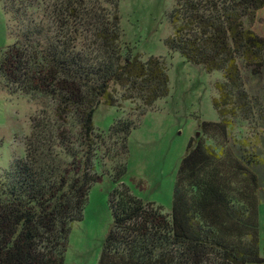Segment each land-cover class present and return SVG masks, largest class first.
<instances>
[{
  "label": "trees",
  "instance_id": "trees-1",
  "mask_svg": "<svg viewBox=\"0 0 264 264\" xmlns=\"http://www.w3.org/2000/svg\"><path fill=\"white\" fill-rule=\"evenodd\" d=\"M118 1L17 0L19 10L10 0L6 6L21 28L0 57V75L54 108L32 119L24 157L13 158L0 178V264H64L71 226L81 221L91 186L103 178L94 166L102 141L93 125L98 106L117 104L113 86L123 90L124 101L145 108L169 93L160 59L142 61L122 44ZM175 2L165 45L207 73H222L212 99L218 121H202V137L189 141L169 215L134 197L122 182L126 166L116 165L108 195L112 223L98 264H264L252 191L258 179L251 171L260 162L241 145L235 152L205 143L213 134L229 142L232 119L252 117L241 67L256 75L264 66V38L252 30L264 0ZM36 3L45 16L34 21L27 10ZM134 128L128 121L109 128L121 144L114 158L127 155ZM238 175L249 177L250 186L231 188Z\"/></svg>",
  "mask_w": 264,
  "mask_h": 264
},
{
  "label": "rangeland",
  "instance_id": "rangeland-1",
  "mask_svg": "<svg viewBox=\"0 0 264 264\" xmlns=\"http://www.w3.org/2000/svg\"><path fill=\"white\" fill-rule=\"evenodd\" d=\"M23 1L29 3L32 0ZM175 3V0L117 2L122 44L132 49V53L139 54L142 61L151 56L160 59L168 75L169 93L145 108L138 100L124 101L123 90L113 86L117 104L98 106L93 115V125L102 141H98L96 147L94 166L95 172L103 174V178L101 183L91 186L82 219L71 226L64 264H98L112 223L108 195L115 187L112 177L116 165L126 166L122 182L134 197L144 203H152L154 207L161 208L163 214L169 215L177 170L189 141L202 137L199 131L202 121H218L212 99L218 97L215 83L223 81L222 73H207L201 66L170 52L165 45L166 39L173 34L169 15ZM9 4L10 0H0V57L14 44L21 28L13 18L14 14L7 11ZM16 4L21 10L17 0ZM105 6L113 10L112 6ZM27 12L28 19L34 21L45 16L39 5H34ZM252 30L264 38V8L257 12ZM241 70L245 89L252 101V117L247 121L232 119L229 142L221 141L213 134V137L205 139V143L217 150L221 145L223 148L233 146L235 152L241 145L246 155L260 162L258 166L251 167V171L258 179V188L252 191L258 205L259 255L264 258V66L256 75L244 67ZM53 108L50 100L23 95L0 75V178L13 158L24 157L32 119L50 114ZM116 121L133 122L135 125L128 138L127 155L118 158L113 155L121 151V144L109 135V128ZM56 152L61 153V149L57 148ZM245 184L250 186L249 177L238 175L230 181L231 188L235 190H243Z\"/></svg>",
  "mask_w": 264,
  "mask_h": 264
}]
</instances>
